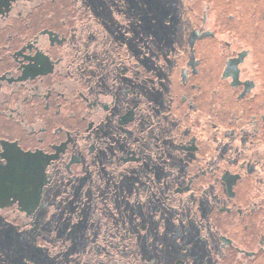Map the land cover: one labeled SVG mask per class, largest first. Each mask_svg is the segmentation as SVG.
Returning a JSON list of instances; mask_svg holds the SVG:
<instances>
[{"label":"flooded vegetation","instance_id":"obj_1","mask_svg":"<svg viewBox=\"0 0 264 264\" xmlns=\"http://www.w3.org/2000/svg\"><path fill=\"white\" fill-rule=\"evenodd\" d=\"M0 264H264V0H0Z\"/></svg>","mask_w":264,"mask_h":264},{"label":"rangeland","instance_id":"obj_2","mask_svg":"<svg viewBox=\"0 0 264 264\" xmlns=\"http://www.w3.org/2000/svg\"><path fill=\"white\" fill-rule=\"evenodd\" d=\"M221 9L219 8V9H215L214 11H213V14H212V17L214 18V20H215V22L217 23L218 21H219V16L222 18V19H220V20H227V18L226 17H222L221 15ZM219 15V16H218ZM214 29H215V31L217 30V25H215L214 26ZM232 29V28H231ZM236 34V33H235ZM217 40H236L237 38H236V36L232 33V34H230L229 35V37H227V36H225V34H223L222 32H221V29H219V31H218V33H217Z\"/></svg>","mask_w":264,"mask_h":264}]
</instances>
